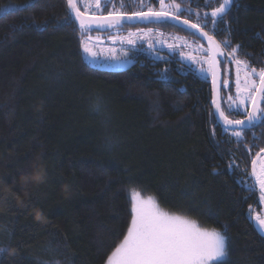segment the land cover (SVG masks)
Masks as SVG:
<instances>
[{
	"label": "trees",
	"instance_id": "1",
	"mask_svg": "<svg viewBox=\"0 0 264 264\" xmlns=\"http://www.w3.org/2000/svg\"><path fill=\"white\" fill-rule=\"evenodd\" d=\"M138 1L104 8L133 13L145 5ZM175 3L190 9L177 16L241 45L238 58L264 67V0H233L217 32L204 14L221 0ZM69 14L66 0H0V264H105L126 233L133 189L170 214L225 232V264H264V230L253 223L263 194L247 187L245 173L264 147V122L246 131L245 143L257 145L246 154L211 115L209 77L175 56L90 61L72 14L59 26ZM226 62L222 110L232 92L222 83ZM233 161L239 167L229 168Z\"/></svg>",
	"mask_w": 264,
	"mask_h": 264
},
{
	"label": "snow or ice",
	"instance_id": "2",
	"mask_svg": "<svg viewBox=\"0 0 264 264\" xmlns=\"http://www.w3.org/2000/svg\"><path fill=\"white\" fill-rule=\"evenodd\" d=\"M172 2L175 11H190V9H181V5L176 4L175 0H172ZM92 3H95L96 8L100 7V0H66L70 14L65 17V20L59 26L72 22L71 13H74L76 20L79 21V28L82 33L86 30H92L93 25L97 29H103L105 26L113 27L125 16L124 13L113 12H109L106 16H95L88 15L87 11H81V7H90ZM159 3L162 8L166 6L165 0H159ZM232 3L233 0H221L219 6L212 9L210 14H204L207 18L205 24L210 19L213 32L219 31L216 25L223 22V18ZM28 6H31V4ZM132 15L144 18L172 17L176 20L181 19L180 16H174L172 12L168 11L156 12L149 10L147 13L138 12ZM183 23L198 29L206 37L209 47L203 50L212 55L207 60H197L194 56L191 59L196 63H207L209 65L207 70L201 67L200 71L202 73L205 71L211 72L214 84L215 70L220 63L227 60L229 63L236 65L235 86L236 98L239 102L237 103V100H233L229 96L228 99L231 102L228 104V110L230 112L236 111L241 115L246 113V117L239 120L229 119L215 99L212 101L215 109L211 115L214 117L218 115L221 118V126L225 131L234 129L229 136L228 142L230 143L234 137L237 144L244 148L245 153L251 155L252 148L257 145L255 142L251 146L245 143L247 139L245 133L254 127L257 122H264V106H261V102H264V67L257 69L251 66L247 60L238 58L237 54L240 52L241 45L237 44L232 47L227 38L219 42L214 35H209L208 32H205L200 24H192L190 20L185 19ZM42 27L46 29V24ZM128 43L135 44V41L128 40ZM172 47V45H169V48ZM222 47H231V52L225 56ZM84 51L95 56V53H92L86 44L84 45ZM244 55L248 56L250 53H244ZM217 56L221 59L218 60ZM230 57L231 59H229ZM166 71L162 78H167ZM241 73H243V77H241ZM254 77H258V82ZM222 83L225 87L229 84L228 81H223ZM248 101L251 102V110L246 107ZM241 106H244L242 111ZM253 136L255 137V133H253ZM213 137H215L214 130ZM262 154H264V147H260L255 154V158L251 160V172L248 173L247 168H245V173L253 181L247 187L255 191L256 185H258L261 193H264V155ZM258 162H260L259 169H257ZM228 167L234 168L239 167V165L233 161ZM128 179L131 181L135 177L129 176ZM10 194V189L5 192V203H10ZM127 199L130 203V222L123 238L106 257L105 264H225V260L230 253V238L225 232L215 228H201L193 220L163 211L155 197L147 196L145 198L140 191L135 189L130 192ZM261 199H264V196ZM28 206L29 204L22 205L24 208ZM249 207L251 210V206ZM254 219L261 230H264V217L257 213ZM4 251L5 249L0 248V253Z\"/></svg>",
	"mask_w": 264,
	"mask_h": 264
},
{
	"label": "rangeland",
	"instance_id": "3",
	"mask_svg": "<svg viewBox=\"0 0 264 264\" xmlns=\"http://www.w3.org/2000/svg\"><path fill=\"white\" fill-rule=\"evenodd\" d=\"M108 1L109 0H100L99 8H96L95 3H92L90 7L87 8L81 7V11H87L88 15L95 16H106L109 12L120 13L118 9H105L104 6ZM160 10L172 12L174 16L177 15L175 10L166 7H160ZM128 40L135 41V44H129ZM85 44L91 49L92 53H95V56L84 51ZM169 45L173 47L169 48ZM81 46L88 60L95 62L100 61L104 66H110L114 61L127 59L137 53H142L153 60H162L170 56H175L189 66L198 77L203 79L210 78L209 71L203 73L200 71L201 67L207 70L209 65L207 63H196L191 59L193 56L196 57L197 60H207L209 58L208 52L203 50L207 49L205 44L194 33L183 30L168 21L161 23V25L154 26L139 24L138 26L126 25L125 27H108L98 31L86 30L83 33L81 32ZM229 59H231V57ZM224 69L226 73H230L232 76L231 78L225 77L224 79V81H228L229 84L232 85V92H228L224 99L228 106L231 102L228 99L229 96H231L233 100H237L235 86L236 65L227 61ZM241 77H243V73H241ZM254 78L258 79V77ZM226 88H228V86ZM238 102L237 100V103ZM250 103V101L246 103L247 108H249ZM243 107L244 106H241V111ZM259 167L260 165L258 164L257 168ZM261 200L264 205V199ZM261 217H264V212Z\"/></svg>",
	"mask_w": 264,
	"mask_h": 264
},
{
	"label": "water",
	"instance_id": "4",
	"mask_svg": "<svg viewBox=\"0 0 264 264\" xmlns=\"http://www.w3.org/2000/svg\"><path fill=\"white\" fill-rule=\"evenodd\" d=\"M69 11H70V9H69ZM144 13H147V12H144ZM71 14H72L73 19L75 20V22L79 26V21L76 20L75 14L74 13H71ZM183 20H185V19L181 18L180 20H176L172 17H161V18L147 17V18H144V17L133 16L132 14H125L123 19L120 20V22L113 27H123V25H125V24H127V25L158 24L161 22L168 21V22L172 23L173 25L180 27L183 30L194 33L198 38H200L202 40V42L208 48L209 45H208L206 37H204L203 34L198 29L192 28L191 25L184 24ZM192 24H194V23H192ZM105 28H108V27L105 26L103 29H105ZM92 29H97V27L95 25H93ZM98 30H100V29H98ZM208 54H209V57L212 55L211 53H208ZM217 59L219 60V56H217ZM117 71L122 72V71H124V69H118ZM215 71H216L215 84L213 83V76H212V73L210 72L211 100L213 101V99H215L217 101V103H219L221 105L220 97H221V78H222V75H221L220 64L217 66ZM212 107H213L212 109L214 111L215 105L213 103H212ZM248 109L251 110V103H250V106ZM215 119L218 122V124L222 125V120L218 115L215 116ZM243 119H245V118H243ZM228 130L233 131L234 129H228ZM253 223H254L256 229L258 230L255 219H253Z\"/></svg>",
	"mask_w": 264,
	"mask_h": 264
},
{
	"label": "flooded vegetation",
	"instance_id": "5",
	"mask_svg": "<svg viewBox=\"0 0 264 264\" xmlns=\"http://www.w3.org/2000/svg\"><path fill=\"white\" fill-rule=\"evenodd\" d=\"M140 1V3H143L144 2V0H139ZM138 1V2H139ZM157 1H159V0H157ZM168 0H165V7L166 8H169L170 9V7H171V3H169V2H167ZM149 2V3H148ZM147 2V0H145V5H150V6H148V7H146V8H144L143 9V7H145V5H143L141 8H140V10H138L137 12H133V13H138V12H148L149 10H152V11H156V12H159V11H162V10H160V7H161V5H160V3L158 4V6L156 7V6H153L151 3H150V0ZM133 13H124V14H133ZM177 16V15H176ZM183 19V18H182ZM161 23H163V22H161ZM161 23H158V24H147V25H152V26H154V25H161ZM125 25H127V24H125ZM125 25H123V27H125ZM139 25V24H138ZM138 25H134V26H138ZM144 25H146V24H144ZM223 79H225V77H227V78H231L232 76H231V74L230 73H226V70L224 69L223 70ZM227 103H226V101L224 102V108H225V110H223V111H225V113H226V110L227 111H229L228 110V106L226 105ZM222 108V107H221ZM246 117V116H245ZM230 119V118H229ZM258 164L260 165V162H258ZM257 164V165H258ZM257 169H259V168H257ZM256 187H258V189H259V186L258 185H256ZM260 190V189H259ZM262 194H264V193H262ZM256 224H257V222H256ZM257 226H258V224H257Z\"/></svg>",
	"mask_w": 264,
	"mask_h": 264
}]
</instances>
